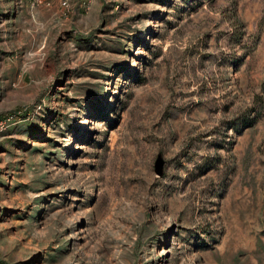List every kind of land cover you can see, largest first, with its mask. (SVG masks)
<instances>
[{"label":"rangeland","instance_id":"374dc122","mask_svg":"<svg viewBox=\"0 0 264 264\" xmlns=\"http://www.w3.org/2000/svg\"><path fill=\"white\" fill-rule=\"evenodd\" d=\"M0 262L264 264V0H0Z\"/></svg>","mask_w":264,"mask_h":264},{"label":"bare ground","instance_id":"6f19581e","mask_svg":"<svg viewBox=\"0 0 264 264\" xmlns=\"http://www.w3.org/2000/svg\"><path fill=\"white\" fill-rule=\"evenodd\" d=\"M150 30V28L148 27V29H147V31L146 32H148ZM143 37H146V33L143 35ZM134 62V61H133ZM123 72V71H122ZM97 110H93V113L94 112H96ZM92 113V114H93ZM91 114V115H92ZM90 115V114H89ZM86 121H87V119H84V121H82V125H81V127H80V129L77 131V133H76V137H80V136H82L83 134H84V130H85V128H86Z\"/></svg>","mask_w":264,"mask_h":264},{"label":"water","instance_id":"95a60500","mask_svg":"<svg viewBox=\"0 0 264 264\" xmlns=\"http://www.w3.org/2000/svg\"><path fill=\"white\" fill-rule=\"evenodd\" d=\"M156 171L157 173H160L161 169H160V159L157 158L156 159Z\"/></svg>","mask_w":264,"mask_h":264},{"label":"built area","instance_id":"2783aa9c","mask_svg":"<svg viewBox=\"0 0 264 264\" xmlns=\"http://www.w3.org/2000/svg\"><path fill=\"white\" fill-rule=\"evenodd\" d=\"M0 264H3L2 262H0Z\"/></svg>","mask_w":264,"mask_h":264}]
</instances>
